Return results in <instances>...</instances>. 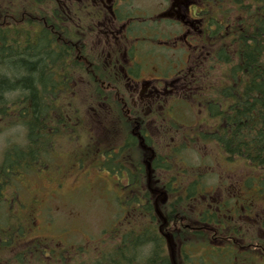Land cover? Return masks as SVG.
Masks as SVG:
<instances>
[{"label": "rangeland", "instance_id": "374dc122", "mask_svg": "<svg viewBox=\"0 0 264 264\" xmlns=\"http://www.w3.org/2000/svg\"><path fill=\"white\" fill-rule=\"evenodd\" d=\"M248 1L249 0H241L242 4L237 5L241 6L240 10H236L237 6L232 4L227 5L225 1L221 0L213 3V7H220V11L224 13V17L232 25L235 24L237 19L241 20L243 14L242 7L245 8ZM55 3L57 6L56 9L60 12L59 7L63 5L62 0H57ZM138 5H142L145 10L149 12V16L159 11L158 8H160L153 4L151 0H139ZM221 6L223 8L222 10ZM61 12V14L64 15L62 9ZM2 22L6 23L7 21L2 20ZM86 22L87 26L83 28V32L85 37L89 40L90 50H93L96 55L95 59H92L89 52V56L97 63L98 59H103L109 47L106 43L97 44L98 32H96L93 26L94 23L92 21ZM73 31L77 34L75 28ZM78 48L80 49L79 46ZM232 51V48L226 50L227 58L229 56L231 61L235 59ZM76 56H78L77 53L75 59ZM218 66L219 64L216 63V66L211 68L214 78H218L219 72H221ZM202 68L205 70L206 66L203 65ZM223 70L227 72L228 66H223ZM71 76L73 80L68 85L70 93L64 96L62 95L58 100L59 110L65 111L67 113V115H65L66 117L74 115L75 118L73 121L69 119V123L71 127L77 128L76 131L79 130L82 135L74 136L65 133L59 136L56 147L58 150L54 157L57 162V168L55 170H53V168L51 170L48 169V175L33 171L24 178V182L30 184L31 187L39 193L41 204L33 206L31 204L32 196L27 193L26 187L18 183V181L14 182V185L7 191L8 197L15 196L19 204H27L29 208L25 211V216L20 220L21 228L24 230V235H22L24 241H22L23 238L21 237V243H19L17 249L3 252L0 261L2 264H18V261L14 259V254L19 252L18 250H22V257L25 264H56V262H58L57 264H67L66 262L69 261L70 252L64 248L66 239L68 243H72L65 244L67 249L71 248V245H74V248H81V252L83 249H87L86 252L90 255L92 250L95 251L96 248L99 249L100 242L102 245L112 246L116 241L112 239L109 234L113 230V227L117 229L123 220L126 221L132 218V216L125 211L124 204L119 205L113 201L117 200L123 203L125 200L130 201L132 199H129L130 195L133 197L136 193L138 195L144 194L145 197L149 199L152 207L151 213L156 221L157 230L161 238L164 235L165 242L163 246L167 256L170 257L175 253V250L179 249L178 240L182 238L177 240L176 237L184 236L186 237L185 239L189 241L191 229L188 223H185L182 228L177 227L178 217L174 211L171 214V219L160 214L163 211L165 203L168 201L170 203L172 200L169 195L164 197L165 202L163 199L160 201L157 200V195L161 193L162 189H165L163 184H166L168 174L163 176L151 170L152 172L148 174L144 172L139 175L134 171V165H138L140 153L139 150L132 147L130 149L132 152L131 154H127L123 151L118 153L121 154V164H125L126 159H128L125 166L130 169L128 170V174L131 181L133 180L139 183L137 185V187L140 185L139 191L138 188L135 187V193H133V189L124 186L122 182L120 188L115 189L114 183L117 178L112 177L114 176L113 174L108 175L103 171H98V169L101 170V165L103 163L100 156L101 151L106 149L112 150L113 147L116 148L122 145L126 131L123 124L120 122V117L112 118L110 113L105 118L104 124L101 127L98 126L95 120L99 109V101L96 99L97 95L93 78L90 74L87 77H80L77 75ZM186 81L188 82L189 80L187 79ZM168 82H171V80H168ZM206 85V81H202L195 83V85L194 82H192L183 87L177 86V91L173 88L171 90L172 95H164L163 104L166 105L163 109L161 108L154 113L156 120H148L146 122V130H144V120L151 116V112L138 102V100H140V94L142 93L143 95L145 93L140 87L138 89L139 94H136L138 100L134 101L133 107L130 106L132 109L130 111L133 116L141 120L139 129L140 131L142 129L144 130L149 141L147 142L148 147L144 144L145 140L142 143L140 139L144 135L143 133L140 139H138L141 145L138 147L141 148L143 157H149V160L152 159L150 156L153 155L151 154V149L154 150L155 153L160 154L164 161L169 163V167L171 168L169 170V172L171 171L170 175L174 176L177 180H180L181 177L179 175L181 172H188V176H191L189 172L198 170L200 174L209 180L212 187L215 186L212 189L209 188V191H206V194H212V199H216V197L220 195V192H222V189L233 190L235 197L239 196L245 199L246 197L250 198L252 196V198L255 199L257 195L256 188H233L236 182L241 185L243 181L246 182V179L250 177L251 174L253 175V173H248L244 169L246 165L241 162L226 164L217 146L209 142L204 143L203 140H198L195 137V135L201 133L200 131H205L207 129L205 127L206 124H203L202 121H200L202 126H195L198 124V117L200 116V112L197 109H199L200 106L202 107L205 103V99H198L195 96L201 97V90L214 95L212 92L213 89L207 90L205 88ZM175 91L179 94V96L176 95L177 102L175 101L176 96L173 95ZM166 97H168L167 100H165ZM99 98L110 102L106 94H101ZM169 98H172V100ZM173 100L176 102V106L179 109V115L174 121H172L170 117H165L163 111ZM179 100L182 103H180ZM69 105L72 106V110H69ZM155 106L156 105H154V107ZM105 108L107 109V107ZM170 122L173 123L169 124ZM0 123L2 125H0L1 163L2 154H4L3 152L7 147L11 145L24 147L26 143H29L28 140L26 141L21 125H6L4 124L5 121L2 120H0ZM42 129L39 124L37 128L38 131H36L37 134L41 132L39 142H50L51 139L44 131V128ZM117 151H119V149H117ZM53 156L49 155L45 157L47 164L51 163ZM78 159H81V161H77ZM254 159L255 157L250 160ZM261 160L262 159L257 156L256 162H260ZM55 174L59 177V180H62L61 186L58 188H56L57 183L54 182L56 178ZM115 176L118 177V175ZM47 179H50V182L48 187H45L44 182ZM156 179L159 180L162 187L156 185ZM245 182H243V185ZM175 185L172 182L168 183V188H175ZM57 192L58 194H56ZM166 192L169 194L167 190ZM233 192L229 193L230 197L233 196ZM200 197V199L203 200L202 198L204 197L202 195ZM262 198H264V196L260 197L261 200H264ZM138 217V215H135L133 220H138ZM128 222H130V220L124 222L122 225L127 226ZM238 223L241 226L239 221ZM249 224H251V222H249ZM248 227L251 228V226ZM242 229L244 230L245 228ZM178 234L181 235L177 236ZM33 242H35V245L31 248H27L29 245H32ZM42 249L46 251L40 258L41 262H39V254L37 255V253ZM29 250L32 254L28 252ZM61 254L65 260L63 258L62 260L55 258L59 255L61 256ZM86 259L87 256H82L78 258L77 261L85 263L88 261Z\"/></svg>", "mask_w": 264, "mask_h": 264}, {"label": "flooded vegetation", "instance_id": "af4514ba", "mask_svg": "<svg viewBox=\"0 0 264 264\" xmlns=\"http://www.w3.org/2000/svg\"><path fill=\"white\" fill-rule=\"evenodd\" d=\"M151 1L160 7L158 8L159 11L151 16L142 5H138L139 0H62L63 5L59 7L60 12L61 9L64 12L62 15L64 20L60 25L65 30L64 35L66 32L69 34L72 31L76 37L78 36L76 44L81 50L74 45V42H69L65 37L59 36L56 41L63 45L65 63H68V45L76 47L74 53L71 54L74 61L68 65L69 73L80 77H87L90 74L93 78L95 92L98 96L96 99L99 101L95 123L101 127L110 113L112 118L120 117V122L126 131L122 145L107 151L108 154L103 158L101 165V169L107 173L119 175L115 182L117 188H120L122 184L130 188L132 186L137 187V181H131L128 174L130 169L125 166L128 159H126L125 164H121V154L118 153L123 151L130 154L132 147L139 150L140 153L138 165H134V171L139 175L144 172L149 173L153 171L152 165H156L157 170L154 171L159 175H164L163 157L151 149L153 155L150 156L152 159L149 160V157H143L141 148L138 147L141 146L138 139L143 133L144 135L140 139L142 143L145 140L144 144L147 146L149 141L144 132L146 122L156 120L154 113L161 108L163 109L166 105L163 104L164 95H172L171 90L173 88L177 91L179 86L183 87L192 82L195 85L198 81H207L208 78H211L213 75L211 68L216 66V59L220 57V53L227 50L219 40L224 30L228 29L229 23L224 19V13L220 11V8L213 7V3H216L215 0ZM257 2L258 0H256ZM86 21L94 23L93 26L98 32L97 44L106 43L109 47L103 59H98L97 63L92 60L95 59L96 55L93 50H90L89 40L83 32V28L87 26ZM22 25L18 22L0 23L1 28ZM41 26L48 27L49 25L43 23ZM74 28L77 30V34L74 33ZM51 42L54 41L51 40ZM217 50L219 51L217 52ZM76 53L78 56L75 59ZM203 65L206 66L205 70L202 68ZM230 74L228 71L219 72V75ZM237 75L240 77L237 99L242 100L244 71L238 72ZM140 87L145 93L143 95L141 93L140 100H138L136 94H139L138 89ZM176 91L173 95L179 96ZM101 94H106L110 102L100 99ZM257 95L258 92H255L253 98L259 99ZM169 99L172 100V98ZM136 100L151 112V116L145 118L144 130L141 131L139 129L141 120L133 116L130 111ZM175 101L173 100L163 110L165 117H170L172 121L179 115ZM233 103L231 99L227 105L222 107L224 110L223 118L221 120L215 118L214 121L227 126L229 118L233 115L230 110ZM154 105L156 106L154 107ZM260 106L257 104L253 108L255 120L261 118ZM197 110H199L200 116L198 117V124L195 126L198 127L199 122L202 121L203 123V120L211 123V120L208 119H212L210 109L206 105L200 106ZM212 125L210 124L208 128L211 129ZM204 132V135L197 134L195 137L198 140H211L217 143L212 132L206 130ZM59 136L61 135L54 136L48 144L47 155L54 154V157L56 156ZM221 155L226 164L241 162L246 165L244 169L248 173H253L246 179V182L243 181L245 182L244 185L243 182L241 185L236 182L233 188H243L251 184L253 188H256L257 195L255 199L252 196L245 199L238 196L236 201L224 199L221 197V193L218 196L219 199L215 201H211L209 197L202 194L203 200L200 199V196L192 199L189 211L192 222L190 229L193 234L196 233L194 229L204 232L209 230L210 216L213 212L219 211V208L224 210L228 216H235L241 223L240 227L245 229L220 232L218 239L211 237L208 240L211 246L201 249L200 252L193 250L186 255V264H264V200L260 199L264 196V192H262L264 191V167L251 165L240 157L230 158L223 151H221ZM54 164H57L56 160ZM40 174L47 175L44 171ZM25 177L26 175L19 176L18 183L26 187L27 193L32 196L31 204L37 206L41 204L39 193L30 184H25L23 180ZM58 178L56 175L54 181L57 183L56 188L61 186L62 180ZM49 182L50 179L45 180V187H48ZM156 185L162 186L157 179ZM209 188H213L211 184ZM205 189L203 188V190ZM130 210L131 208L128 211ZM20 212L23 213L24 211L21 209ZM15 217L18 219L21 218V215L18 214ZM197 217L198 219H196ZM185 221L184 217H179L178 224L183 226ZM178 258H180L179 254Z\"/></svg>", "mask_w": 264, "mask_h": 264}, {"label": "trees", "instance_id": "16d2710c", "mask_svg": "<svg viewBox=\"0 0 264 264\" xmlns=\"http://www.w3.org/2000/svg\"><path fill=\"white\" fill-rule=\"evenodd\" d=\"M217 1L219 0H215ZM221 1H225L227 5L242 4L241 0ZM240 7L237 6L236 10H240ZM56 8L54 0H0V23H4L2 22L4 20L7 24L15 22L23 24L19 27H0V120L5 121L6 125H21L29 143L24 147L11 145L2 154L0 257L3 252L12 250L23 234L20 222L17 226L14 222L13 209L18 205L15 197L11 196L7 200L4 198L12 181L36 171L47 163L44 158L48 153V144L54 136L71 130L74 133L78 132L76 128L71 127L69 118L65 116L67 113L59 110L58 104L62 95L70 93L68 85L73 77L68 71V65L74 61L71 54L76 47L68 45V63H65L63 45L56 41L57 37L62 36L78 46L76 44L78 36L76 37L72 31L64 35L65 30L60 26L64 19ZM242 10L241 20L237 19L233 25L224 18L229 27L224 30L219 40L227 50L232 48L235 59L231 61L229 56L227 58L226 50L220 53V57H216L221 72L224 71L223 66L227 65L231 74L219 75L218 78L212 75L213 78H208L205 88L213 89L214 95L201 90L200 99H205L211 116L217 120L223 118L222 107L233 100L234 103L231 105L233 115L229 118V124L223 126L213 119L210 132L215 135L220 149L230 158L240 157L251 165L264 167V0H258L257 3L256 0H249ZM43 23L49 26L42 27ZM240 71H244L246 75L242 76L244 80L242 100L237 99L240 88V77L237 73ZM255 92H258L259 99L253 98ZM257 104L261 105L260 120H255L253 116V108ZM39 124L51 139L50 142H39L41 132L40 134L36 132ZM257 156L262 159L260 162H256ZM253 157L255 159L250 160ZM50 166L53 170L57 168L54 161ZM152 169L157 170V166L152 165ZM163 169H168L164 162ZM179 176L187 180H184L185 182L181 180L177 189L168 188V183L174 181V176L171 175L164 185V188L167 186L165 189L169 194L165 189L164 193L172 198L170 203L168 201L164 205L165 217L168 219L169 210L178 209L180 213L188 215L187 204L201 194L205 195L203 188H207L205 181L191 182L183 172ZM137 199V197L133 199L134 204H139L136 202ZM145 208L149 215L146 223L138 229L133 228L134 231L123 233L109 251L88 264H170L163 246L164 239L159 235L149 202H146ZM209 224L212 231L218 235L223 231L238 229L236 217L228 216L221 208L212 213ZM179 238L182 239L178 240ZM185 238L176 237L181 251L188 247V239ZM34 245L35 242L31 246ZM18 251L14 254V259L18 264H25L23 251ZM40 253L41 250L37 253L39 262L42 256Z\"/></svg>", "mask_w": 264, "mask_h": 264}, {"label": "bare ground", "instance_id": "6f19581e", "mask_svg": "<svg viewBox=\"0 0 264 264\" xmlns=\"http://www.w3.org/2000/svg\"><path fill=\"white\" fill-rule=\"evenodd\" d=\"M63 55V54H62ZM63 60H65L64 59V55H63ZM41 135V134H40ZM41 137V136H40ZM243 155V154H242ZM244 156V155H243ZM31 162H33V160H31ZM2 164V162L0 163V165ZM115 263V262H114ZM110 264V263H109Z\"/></svg>", "mask_w": 264, "mask_h": 264}]
</instances>
